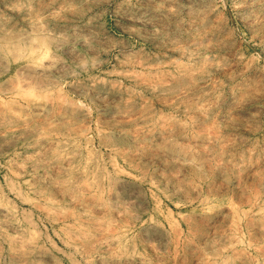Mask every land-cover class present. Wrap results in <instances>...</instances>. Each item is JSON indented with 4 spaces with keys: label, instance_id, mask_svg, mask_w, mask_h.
I'll return each instance as SVG.
<instances>
[{
    "label": "rangeland",
    "instance_id": "374dc122",
    "mask_svg": "<svg viewBox=\"0 0 264 264\" xmlns=\"http://www.w3.org/2000/svg\"><path fill=\"white\" fill-rule=\"evenodd\" d=\"M0 264H264V0H0Z\"/></svg>",
    "mask_w": 264,
    "mask_h": 264
}]
</instances>
